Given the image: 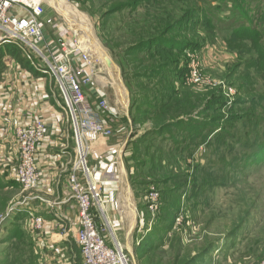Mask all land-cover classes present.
Returning a JSON list of instances; mask_svg holds the SVG:
<instances>
[{
  "label": "rangeland",
  "instance_id": "1",
  "mask_svg": "<svg viewBox=\"0 0 264 264\" xmlns=\"http://www.w3.org/2000/svg\"><path fill=\"white\" fill-rule=\"evenodd\" d=\"M64 1L86 18L115 67L111 76L45 1L49 34L72 48L79 43L73 68L103 91L97 100L111 134L87 143L100 231L121 244L129 264L260 263L264 62L251 63L256 47L264 51V0ZM238 27L254 31L255 40L234 33ZM10 56L29 67L20 50ZM192 61L197 82L189 80ZM37 187L0 179V264H83L77 231L63 247L47 246L42 218L22 217Z\"/></svg>",
  "mask_w": 264,
  "mask_h": 264
},
{
  "label": "built area",
  "instance_id": "2",
  "mask_svg": "<svg viewBox=\"0 0 264 264\" xmlns=\"http://www.w3.org/2000/svg\"><path fill=\"white\" fill-rule=\"evenodd\" d=\"M52 18L47 14L44 0H0V45L13 44L21 51L32 69L41 75L52 76L62 110L72 127L75 156L69 174V188L77 206L79 229L75 241L80 248L83 264H129V256L121 244L110 241L95 223L92 205L99 201V186L92 180L88 166L87 143L111 134L105 126L101 100L91 101L84 89L88 79L79 76L71 62L73 53L79 51L68 46L60 34L52 39L48 27ZM76 42V41H75ZM81 49V48H80ZM82 51V50H81ZM84 59L88 55L82 51ZM189 80L199 81L198 69L190 64ZM45 135V124L35 120L15 130L19 161L15 179L25 188L36 186L41 173L36 165V153ZM152 207V206H151ZM40 221V218H37ZM264 264V259L258 263Z\"/></svg>",
  "mask_w": 264,
  "mask_h": 264
},
{
  "label": "crops",
  "instance_id": "3",
  "mask_svg": "<svg viewBox=\"0 0 264 264\" xmlns=\"http://www.w3.org/2000/svg\"><path fill=\"white\" fill-rule=\"evenodd\" d=\"M50 37L51 43L54 36ZM51 48H55L53 43ZM3 59L0 72V179L15 180L19 161L16 128L41 120L45 124V135L36 153L41 180L35 189L38 195L23 205L22 217L24 220L30 217L33 223L35 218H42L41 232L45 235L42 244L45 241L47 246L63 247L67 234L76 233L79 228L77 207L68 182L74 156L71 126L55 98L52 79L21 65L11 56ZM84 89L94 100L103 98L102 90L87 85Z\"/></svg>",
  "mask_w": 264,
  "mask_h": 264
},
{
  "label": "bare ground",
  "instance_id": "4",
  "mask_svg": "<svg viewBox=\"0 0 264 264\" xmlns=\"http://www.w3.org/2000/svg\"><path fill=\"white\" fill-rule=\"evenodd\" d=\"M44 1L48 2L62 15L67 24H69L70 28H72L79 42L82 43L80 44V46H82L83 49L87 50L86 52L90 56L94 54L100 56L102 63L106 66L107 71L112 76L111 70H115V67L109 62L108 58L105 55V52L102 50L95 37L93 36L92 30L86 18L81 15L78 11H76V9L72 5H70L64 0ZM97 79L103 84L106 83L103 82L102 78L99 76H97ZM130 211L134 215V209L131 208Z\"/></svg>",
  "mask_w": 264,
  "mask_h": 264
},
{
  "label": "trees",
  "instance_id": "5",
  "mask_svg": "<svg viewBox=\"0 0 264 264\" xmlns=\"http://www.w3.org/2000/svg\"><path fill=\"white\" fill-rule=\"evenodd\" d=\"M234 33H236L237 35H240V36H243L244 38H250V39H252L253 41L255 40V38H256V33L254 32V31H252L250 28H248V27H238V28H236L235 30H234ZM188 47V46H187ZM187 47H183L182 49L183 50H186V49H188ZM14 49H18V50H20L17 46H15V45H13V44H3V45H0V61H1V63L3 64V57L5 56V55H8V56H10V54L12 53V51H14ZM136 49V48H135ZM21 51V50H20ZM133 51H135V50H132L131 51V53L133 52ZM21 53H22V51H21ZM256 53H257V58H256V60H254V62H252L251 63V66H253V65H257V64H262L263 62H264V51L263 50H261L260 49V47L258 46V47H256ZM1 63H0V72H1V70H2V67H3V65H1ZM28 63V62H27ZM29 64V63H28ZM25 67H27L26 65H24ZM29 66V68L31 69V70H33L32 69V67L30 66V64L28 65ZM36 72V71H35ZM167 107V103L165 104V105H162V106H159V108L158 109H156L157 111H155V112H153L152 113V116H154V115H156L157 113H158V111H159V109H161V108H166ZM189 111L191 112L192 111V109H189ZM187 114V113H186ZM190 114V113H189ZM188 115V114H187ZM188 118V117H187ZM188 120V119H187ZM189 120H192V119H190L189 118ZM177 122H180L178 125H181V123H183V119H179V121H177ZM177 127H180V126H177ZM161 131V130H160Z\"/></svg>",
  "mask_w": 264,
  "mask_h": 264
},
{
  "label": "water",
  "instance_id": "6",
  "mask_svg": "<svg viewBox=\"0 0 264 264\" xmlns=\"http://www.w3.org/2000/svg\"><path fill=\"white\" fill-rule=\"evenodd\" d=\"M126 144H128L127 142L125 143V146H126Z\"/></svg>",
  "mask_w": 264,
  "mask_h": 264
}]
</instances>
